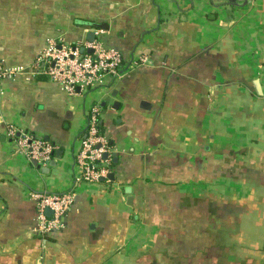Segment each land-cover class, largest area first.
I'll return each instance as SVG.
<instances>
[{
    "label": "crops",
    "instance_id": "crops-1",
    "mask_svg": "<svg viewBox=\"0 0 264 264\" xmlns=\"http://www.w3.org/2000/svg\"><path fill=\"white\" fill-rule=\"evenodd\" d=\"M96 29L123 54L104 86L69 94L34 66ZM0 62L25 67L0 78V264H264V0H0ZM96 104L115 177L75 183ZM10 125L62 159L35 165ZM70 189L42 235L30 192Z\"/></svg>",
    "mask_w": 264,
    "mask_h": 264
},
{
    "label": "built area",
    "instance_id": "built-area-1",
    "mask_svg": "<svg viewBox=\"0 0 264 264\" xmlns=\"http://www.w3.org/2000/svg\"><path fill=\"white\" fill-rule=\"evenodd\" d=\"M95 38L67 44L49 39L46 48L37 56L34 66L39 72L62 86L69 94L78 90H91L104 86L109 79L122 73L123 54L103 39V29H96ZM141 61L145 58L141 57ZM23 66L6 67L0 62V78H12L24 72ZM101 105H93L87 117V125L81 134L80 149L74 155L75 183L100 182L112 172L109 139L101 132ZM8 135L25 151L30 161L47 166L55 156L57 145L43 134L18 129L10 125ZM108 154V157H105ZM37 202V227L42 235L60 229L64 216L76 200V192L70 189L61 193L31 191ZM47 209L52 211L47 213Z\"/></svg>",
    "mask_w": 264,
    "mask_h": 264
},
{
    "label": "water",
    "instance_id": "water-1",
    "mask_svg": "<svg viewBox=\"0 0 264 264\" xmlns=\"http://www.w3.org/2000/svg\"><path fill=\"white\" fill-rule=\"evenodd\" d=\"M230 1L231 2H236L237 0H230ZM239 1H242V0H239ZM98 27L103 28V29H108L109 28V26L107 24H104V23L103 24H98ZM94 38H95V32L94 31H90L88 33L87 39L93 40ZM45 138L47 140L50 139L48 135H46ZM113 155L115 156V154H113ZM62 157H63V150L61 148H59V149L56 150L55 157L51 160V162L47 166H44L42 169H46L47 170L46 172H48L49 169H50V166H56L57 165V160L62 159ZM105 157H108V154H105ZM32 162L35 165L39 166V164H38V162L36 160H33ZM114 177H115V173H113V172H111L109 174V176H108V178H110L111 180H113ZM47 213L51 214L52 211L50 209H47Z\"/></svg>",
    "mask_w": 264,
    "mask_h": 264
},
{
    "label": "trees",
    "instance_id": "trees-1",
    "mask_svg": "<svg viewBox=\"0 0 264 264\" xmlns=\"http://www.w3.org/2000/svg\"><path fill=\"white\" fill-rule=\"evenodd\" d=\"M77 24L79 25H87V26H91V27H95V21L94 20H88V19H81V18H77L76 19ZM101 126V125H100ZM32 134L34 133L33 131H31ZM51 141V140H49ZM53 144H55V142L51 141Z\"/></svg>",
    "mask_w": 264,
    "mask_h": 264
}]
</instances>
